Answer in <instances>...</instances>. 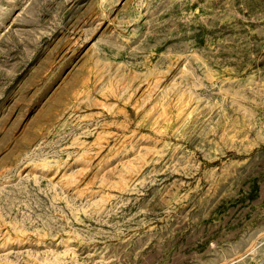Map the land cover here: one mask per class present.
Wrapping results in <instances>:
<instances>
[{
  "label": "rangeland",
  "instance_id": "1",
  "mask_svg": "<svg viewBox=\"0 0 264 264\" xmlns=\"http://www.w3.org/2000/svg\"><path fill=\"white\" fill-rule=\"evenodd\" d=\"M0 264H264V0H0Z\"/></svg>",
  "mask_w": 264,
  "mask_h": 264
}]
</instances>
